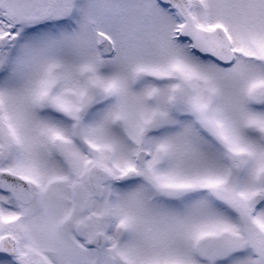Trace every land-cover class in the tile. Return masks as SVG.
<instances>
[{
	"label": "snow or ice",
	"instance_id": "1",
	"mask_svg": "<svg viewBox=\"0 0 264 264\" xmlns=\"http://www.w3.org/2000/svg\"><path fill=\"white\" fill-rule=\"evenodd\" d=\"M0 264H264V0H0Z\"/></svg>",
	"mask_w": 264,
	"mask_h": 264
}]
</instances>
